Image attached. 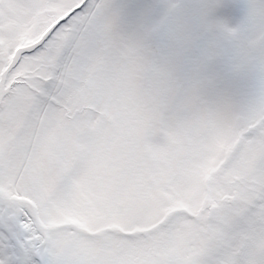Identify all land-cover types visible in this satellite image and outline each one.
<instances>
[{
  "label": "snow or ice",
  "instance_id": "6c2138e0",
  "mask_svg": "<svg viewBox=\"0 0 264 264\" xmlns=\"http://www.w3.org/2000/svg\"><path fill=\"white\" fill-rule=\"evenodd\" d=\"M0 264H264V0H0Z\"/></svg>",
  "mask_w": 264,
  "mask_h": 264
}]
</instances>
